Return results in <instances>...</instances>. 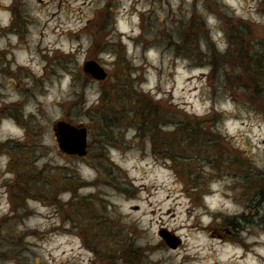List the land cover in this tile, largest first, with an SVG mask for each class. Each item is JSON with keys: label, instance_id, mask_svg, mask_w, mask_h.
I'll list each match as a JSON object with an SVG mask.
<instances>
[{"label": "rangeland", "instance_id": "374dc122", "mask_svg": "<svg viewBox=\"0 0 264 264\" xmlns=\"http://www.w3.org/2000/svg\"><path fill=\"white\" fill-rule=\"evenodd\" d=\"M230 40L214 62L240 87L236 58L264 67V0H0V264H264V97L212 71ZM136 94L197 161L154 153ZM58 121L87 128L85 157L58 148Z\"/></svg>", "mask_w": 264, "mask_h": 264}, {"label": "trees", "instance_id": "16d2710c", "mask_svg": "<svg viewBox=\"0 0 264 264\" xmlns=\"http://www.w3.org/2000/svg\"><path fill=\"white\" fill-rule=\"evenodd\" d=\"M241 30V28H239ZM243 33H246L245 31H243ZM234 44H236V42L230 40L228 47L226 48V50L224 51V53H220V52H216L214 51V55H212L211 57V69L214 72H218L220 70L223 71L224 73V77H225V83H226V89L228 87V85H230V83L232 82V79L230 77V69L226 66H223L222 64L218 63V62H214L215 60H217V57H220L218 59L219 62L223 61H229L230 59L234 58V53H236V51L233 49ZM246 55L243 56V62L246 64L245 67H243L242 65V60L241 58H236V60L233 62V68L237 67V64L239 65L240 69H243L244 73L243 75L245 76V79H241V77L243 76H239L238 73H235L236 76V80L238 79L239 83H241L240 87H235L230 85L229 89L232 90H237V91H244V92H248L249 94H251V90L249 88H247L250 84L255 87V91H252L254 94L258 95L259 97L256 100H251V102H256L259 98L264 97V95H260L258 92H264V67L261 65V63L253 65V61H254V56L253 55H249L247 53H245ZM219 55V56H216ZM253 60V61H252ZM222 63V62H221ZM236 70V69H234ZM241 72V71H240ZM242 80V81H241ZM139 96V98H137V106L136 108L133 109L132 111V115L134 118H136V122L134 124V129L136 131V133L139 136L143 135V131L145 129H147V136L148 139L151 143L152 149L154 151V153L158 152V153H162V155L167 158L166 160H179L180 161H184V160H191V159H195L192 158L191 156H189L188 158H182L181 156L176 157V154H173L174 149L173 146L171 145L170 140L165 136H163V129H165V126H163L161 124V119L162 116L164 114L163 113V108L161 106V104L159 102H154L151 98L149 97H145L142 94H136ZM102 98H105V94L103 95ZM215 116H218V114H215ZM113 119L107 116H104V118L102 119L103 123L107 124L108 122L110 124L109 127L111 126H115L116 127V123L111 124V121ZM195 121L200 123V125H197L195 127L192 128H188L187 130L185 129V127H183V131L185 132H189L190 134H192V136L198 135V131H202V130H206V127L208 126V121L204 122L202 119H198L195 118ZM191 122H189L188 124H190ZM183 124H174L173 127L174 128H180L182 127ZM105 127V126H103ZM177 128V129H178ZM204 139V138H203ZM111 140H109L108 138L105 139V141H103V143H108ZM175 141V140H174ZM205 142V141H204ZM175 144V143H172ZM161 147V148H160ZM176 157V158H175ZM18 158L13 157L12 158V163H15V161H17ZM195 161H197L195 159ZM175 169H177V173L180 175H184L185 173L181 170L178 169V166H174ZM199 174V173H198ZM17 175L19 176V179L21 181L22 179V174L21 173H17ZM75 177H73L70 180L75 179ZM23 180V179H22ZM24 181V180H23ZM15 182V184L18 186L16 187L17 189V193L15 194H11L10 199L11 202L16 205L19 203L23 202V197H25L26 192L24 191V189L22 188L21 184L22 182ZM187 185V182H185ZM191 184V183H190ZM185 185V187H188L190 189L195 188L194 186L191 185ZM47 185V184H45ZM69 190L73 191L75 193V191L71 188H68ZM189 190V189H188ZM196 192H194L195 194ZM197 194V193H196ZM74 199H71L70 201H68V203L66 205L69 206L70 209L72 210H76L77 207L80 205V201H78L77 203H75ZM22 209H23V205H21ZM108 208V207H107ZM106 210V207L103 206V211Z\"/></svg>", "mask_w": 264, "mask_h": 264}, {"label": "water", "instance_id": "95a60500", "mask_svg": "<svg viewBox=\"0 0 264 264\" xmlns=\"http://www.w3.org/2000/svg\"><path fill=\"white\" fill-rule=\"evenodd\" d=\"M83 71L96 80H104L106 77L105 69L94 60L84 62ZM53 133L58 148L63 153L78 157H84L87 154L88 131L85 126L58 121L54 124ZM160 234L169 246H177L179 244V241L167 237L164 232Z\"/></svg>", "mask_w": 264, "mask_h": 264}, {"label": "bare ground", "instance_id": "6f19581e", "mask_svg": "<svg viewBox=\"0 0 264 264\" xmlns=\"http://www.w3.org/2000/svg\"><path fill=\"white\" fill-rule=\"evenodd\" d=\"M23 50H25L24 48H22ZM193 227V226H192ZM195 227V226H194Z\"/></svg>", "mask_w": 264, "mask_h": 264}]
</instances>
